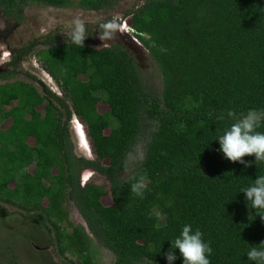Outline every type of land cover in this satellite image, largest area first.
<instances>
[{"label":"trees","instance_id":"16d2710c","mask_svg":"<svg viewBox=\"0 0 264 264\" xmlns=\"http://www.w3.org/2000/svg\"><path fill=\"white\" fill-rule=\"evenodd\" d=\"M119 1L0 0V10L22 22L29 4L100 11ZM130 20L161 71L159 94L145 87L119 42L98 46L87 36L80 48L49 34L14 51L0 78L34 53L61 93L44 83H0V207L14 206L45 229L49 237L31 238L54 245L60 264H99L94 238L113 252L114 264H168L171 241L188 224L210 243L211 264H254L247 252L264 242V218L242 191L264 175V162L254 155L244 157L250 167L231 162L217 138L233 122L228 110L264 109V0H147ZM74 117L93 158L75 151ZM146 137L145 159L127 173V154ZM86 169L105 177L109 190L83 184ZM141 175L143 198L131 192ZM67 201L85 224L70 220ZM175 255L172 264H183L179 249Z\"/></svg>","mask_w":264,"mask_h":264},{"label":"rangeland","instance_id":"374dc122","mask_svg":"<svg viewBox=\"0 0 264 264\" xmlns=\"http://www.w3.org/2000/svg\"><path fill=\"white\" fill-rule=\"evenodd\" d=\"M145 1L147 0H120L114 7L100 11L83 10L75 5L60 8L34 3L25 8V18L22 22L6 18L0 10V73L9 69L6 63L12 59L14 51L27 45L29 41L37 38L43 40L49 34L59 35L62 40H68L72 29V21L79 16L85 22L86 35L91 37L96 45L122 43L137 63L145 87L159 94L163 85L159 66L151 57L149 51L135 37L134 30L131 28L130 11L138 8ZM107 21H114L118 27L115 37L103 42L99 39V33L101 32L99 25ZM42 47V45H39L36 49ZM81 78L86 79V76ZM5 80L26 81L39 89H42V83H44L56 93H61L56 82L42 68L34 53L22 60L16 74L10 75L8 79H0V83ZM98 108L101 113L109 110V106L103 101H100ZM75 118L72 119L75 151L78 155L92 157L91 148L90 151L87 150V143L79 134L83 132L80 129L86 128ZM10 123L11 119H7L1 124V127L7 128ZM79 137L82 139L81 144ZM148 140L149 137L141 139L135 147L134 154L137 149H142L145 153ZM30 142L33 143L34 139L31 138ZM137 165L138 163L127 173H131V170ZM81 180L83 184L89 180L104 184L109 190L108 180L91 169L83 171ZM13 185L14 183H11V186ZM103 202L106 205L111 204V195H105ZM66 208L70 220L74 224H85L78 209L71 201L66 202ZM24 214L23 211L14 206L3 205L0 207V264H60L62 257L58 255L54 245H50L44 240L40 246L35 244L31 238L34 235L42 241L50 234L45 229L36 228L30 220L25 218ZM37 246L38 248H36ZM94 249L99 264L115 263L116 257L113 252L95 238Z\"/></svg>","mask_w":264,"mask_h":264},{"label":"clouds","instance_id":"9594fccd","mask_svg":"<svg viewBox=\"0 0 264 264\" xmlns=\"http://www.w3.org/2000/svg\"><path fill=\"white\" fill-rule=\"evenodd\" d=\"M101 32L99 39L105 42L113 39L117 31V24L114 21L103 22L99 25ZM132 28V27H131ZM72 43L83 48L87 38L85 22L79 16L72 21V29L69 33ZM227 117L233 122L217 139L220 144V151L225 158L233 163L239 162L245 167H250L244 160L245 156H255V162H264V132L258 131L264 124V109H249L246 113H237L228 110ZM223 119V116L221 117ZM145 154L142 149H137L134 153H128L125 161V170H130L135 164L142 163ZM147 177L139 176L131 184V192L143 198ZM249 207L255 209L256 213L264 218V175H259L251 187L243 190ZM260 248L253 246L248 252V260L254 264H264V242ZM179 249L183 258V264H211L209 256L212 253L210 243L203 239V233L196 229L193 231L190 224L182 228L180 236L171 241V249L166 254L168 264L176 260L175 250Z\"/></svg>","mask_w":264,"mask_h":264},{"label":"water","instance_id":"95a60500","mask_svg":"<svg viewBox=\"0 0 264 264\" xmlns=\"http://www.w3.org/2000/svg\"><path fill=\"white\" fill-rule=\"evenodd\" d=\"M76 120L79 121L77 118H76ZM80 124H82V123L80 122ZM82 125H84V124H82ZM81 130L83 131L84 135L87 136L86 129L83 128V129H81ZM77 134H78V133H77ZM79 138H80V137H79ZM81 140H82V139L80 138V144H81ZM84 140H85L86 142H88L89 146H91L90 141L87 139V137H85ZM91 149H92V147H91ZM92 155H93V154H92ZM93 157H94V155L92 156V158H93Z\"/></svg>","mask_w":264,"mask_h":264},{"label":"bare ground","instance_id":"6f19581e","mask_svg":"<svg viewBox=\"0 0 264 264\" xmlns=\"http://www.w3.org/2000/svg\"><path fill=\"white\" fill-rule=\"evenodd\" d=\"M75 119H76V118H75ZM80 130H81V129H80ZM79 134H80V136H81L82 138L87 137V136L84 135L83 132H80ZM86 143H87V150L90 151L91 146H89L88 142H86ZM91 151H92V150H91Z\"/></svg>","mask_w":264,"mask_h":264},{"label":"flooded vegetation","instance_id":"af4514ba","mask_svg":"<svg viewBox=\"0 0 264 264\" xmlns=\"http://www.w3.org/2000/svg\"><path fill=\"white\" fill-rule=\"evenodd\" d=\"M8 63V62H7ZM7 63H6V66H7ZM8 67V66H7ZM9 68V67H8ZM0 79H3V78H0Z\"/></svg>","mask_w":264,"mask_h":264}]
</instances>
